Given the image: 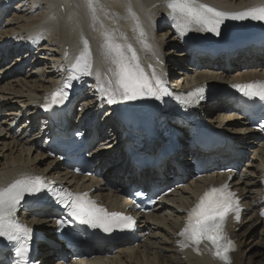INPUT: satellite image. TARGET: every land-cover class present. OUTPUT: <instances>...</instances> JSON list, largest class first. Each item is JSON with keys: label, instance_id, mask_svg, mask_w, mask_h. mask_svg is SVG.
Segmentation results:
<instances>
[{"label": "bare ground", "instance_id": "bare-ground-1", "mask_svg": "<svg viewBox=\"0 0 264 264\" xmlns=\"http://www.w3.org/2000/svg\"><path fill=\"white\" fill-rule=\"evenodd\" d=\"M164 1L101 0L105 11L98 14L99 21L93 26L84 0H0V186H6L24 175L41 176L71 189L98 187L96 197L109 207L119 208L120 194L127 183L168 187L184 178L188 179L179 189L160 197L152 213L135 214L140 237L138 244L108 250L106 256L93 260L69 261L68 253L61 246L39 242L37 260H40V264H217L193 251H181L177 233L184 225L187 209L195 203L204 188L215 183L216 179H223L220 174L210 171L220 166L221 160L240 166L249 151L252 152L251 157L230 184L244 206L241 222L232 225L229 230L238 248L231 255L232 264H250V259L259 255L252 246H259L255 239L262 234L259 229L264 228V217L260 215L264 208V137L249 129L241 119L227 124L226 130L230 132L227 146L210 145L217 148L216 153L205 155L194 151L187 154L183 135L177 139L175 147L162 155L157 167L137 175L133 174L131 161L127 162L123 153L121 137L127 134L115 121L118 116L114 120L109 117L112 116L110 112L105 114V119L102 118L99 127L106 130L100 131L96 138L99 142L96 152L104 160L100 161L96 173L102 179H79L58 166L57 160L45 152L39 106L70 75L72 64L83 50L81 36L87 39L91 49L93 73L83 75L85 93L78 104L81 105L79 111L84 113L79 123L83 130L90 125L103 95L96 72H100L104 83L111 79L112 87H116L113 75L116 65L102 54V33L105 30L114 32L117 43L134 47L141 67L149 77L154 69L163 82L167 72L168 77L175 81L184 78L181 89L202 85L208 80L226 82L224 73L229 78L242 80L245 75L239 72V67H264V48L257 50L247 45L227 50L211 49L209 33L196 25L180 35L173 26L174 21L167 18ZM127 3H131L146 34V42L151 45L150 50H145L138 42L140 37L134 31L136 22L126 12ZM200 3L228 12H239L264 4V0H200ZM125 52L130 55L126 49ZM212 57H218L223 64L227 62L231 69L224 71V66L218 69L217 64L210 62ZM258 57L263 60H257ZM175 68L178 70L174 71ZM129 101L117 97L118 109L125 110ZM220 102L213 101L211 105L201 107L203 115L210 117L213 111H220L211 118L218 119L217 122L236 118L231 115L220 119V115L233 111L232 105H218ZM164 120L169 122L168 119ZM160 146L157 141L150 144L153 150ZM109 148L113 152L111 157H106L104 155ZM201 159H206L211 166L205 171L206 174L198 175L191 163ZM19 218L36 226L50 241L56 242L51 234L55 219L50 212L45 213L42 219L31 216L29 212L21 213ZM247 244L248 248L241 249ZM251 264H256V261Z\"/></svg>", "mask_w": 264, "mask_h": 264}, {"label": "snow or ice", "instance_id": "snow-or-ice-1", "mask_svg": "<svg viewBox=\"0 0 264 264\" xmlns=\"http://www.w3.org/2000/svg\"><path fill=\"white\" fill-rule=\"evenodd\" d=\"M84 3L91 15L93 26L99 21V13L104 12V5L101 0H84ZM165 6L169 9V17L174 21L180 35H184L193 25L219 35V28L225 18L236 20L252 19L264 21V4L256 5L239 12L227 13L213 8L207 4L200 3V0H165ZM126 12L135 22L134 31L138 32L139 43L145 50H150L151 45L146 42L145 32L139 25V20L133 12L131 3L126 4ZM101 27L103 25L101 24ZM104 43L102 54L105 59H110L116 65L115 77L116 87H112L111 79L104 83L101 74L96 72L100 81L99 90L105 94L110 104L121 100H136L141 97H153L157 100L164 95H169L164 87V82L152 70L149 77L141 67L136 50L131 44H120L115 41L114 32L105 30L102 33ZM39 38L38 36L36 37ZM127 40V37H124ZM83 50L76 57L70 71L79 72L82 75H92V54L87 39L81 36ZM130 53L127 55L125 52ZM67 55V53H65ZM151 67V66H149ZM111 71V69H109ZM75 75L69 76V80L75 79ZM154 82V83H153ZM70 87L69 83L54 91L51 94V104L63 103L68 93L64 90ZM244 95L259 97L264 100V82L256 81L244 85H234ZM203 89L198 88L188 94L185 103H191L197 94ZM202 98V96L200 97ZM45 108L50 105H44ZM49 183L42 177L24 175L17 178L6 186H0V237L9 242H14L15 253L18 259L14 264H31L28 259V242L32 236V229L22 225L17 219V213L26 196H33L45 190ZM58 203H62L68 209L67 214L81 224L90 225L93 228H102L110 232L114 228H131L134 221L131 217L122 213H108L106 209L98 207L94 201L87 198V193L60 192L56 194ZM237 195L229 189L227 184L219 187L207 188L199 197L196 204L188 210L184 227L177 233L182 238L178 242L181 248L193 245V250L198 254L199 245L207 241L212 248V255L223 264H232L230 253L235 251V242L225 232L226 222L229 214L239 222L242 209ZM264 216V212L260 213ZM62 220H57L62 225Z\"/></svg>", "mask_w": 264, "mask_h": 264}, {"label": "rangeland", "instance_id": "rangeland-1", "mask_svg": "<svg viewBox=\"0 0 264 264\" xmlns=\"http://www.w3.org/2000/svg\"><path fill=\"white\" fill-rule=\"evenodd\" d=\"M161 32H158V34H160ZM168 49H170V48H168ZM171 53H172V51H171ZM170 53V54H171ZM169 54V55H170ZM175 54V53H174ZM174 78H175V76H174ZM216 111V110H215ZM214 112V111H213ZM212 112V113H213ZM215 113V112H214ZM99 126H101V122H99V124H98V127ZM255 149V148H254ZM251 155H252V152H247V156L243 159L244 161H243V164L245 163V161L247 160V159H249L250 157H251ZM247 162V161H246ZM107 168V167H106ZM105 169V168H104ZM259 230H261L262 231V234H259V233H257L256 234V239H255V242H257L258 244H259V246L257 247V248H254L253 246H252V248L254 249V251L255 252H258L259 253V255H256L255 256V258H253V260H251L250 259V264L253 262V261H256V264H263L264 263V228L262 229V228H260ZM260 237V238H259ZM246 248H248V244L247 245H245V246H243L242 247V249L243 250H245ZM251 248V249H252ZM257 249V250H256ZM261 254H262V256H261ZM260 256V257H259ZM53 259H55V258H53Z\"/></svg>", "mask_w": 264, "mask_h": 264}]
</instances>
